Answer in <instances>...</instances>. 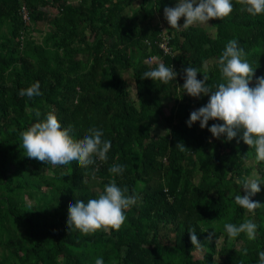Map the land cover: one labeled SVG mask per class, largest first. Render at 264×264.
Here are the masks:
<instances>
[{"label":"trees","instance_id":"16d2710c","mask_svg":"<svg viewBox=\"0 0 264 264\" xmlns=\"http://www.w3.org/2000/svg\"><path fill=\"white\" fill-rule=\"evenodd\" d=\"M137 2L134 15L127 14ZM175 3L0 0V264H95L97 256L105 264H255L259 259L264 204L252 212L238 205L234 194L246 192L238 182L244 176L254 170L264 175V161L254 159V147L240 134L228 140L226 133L215 137L195 122L190 127L193 104L181 85L189 64L207 71L211 86L222 82L217 61L233 37L256 67L249 82L254 85L264 75V14L252 15L240 0H233L229 15L210 18L211 29L170 25V34L164 36L152 20L160 14L167 21L164 9ZM24 6L30 21L51 25L42 42L30 38ZM4 26L7 31L1 30ZM166 40L172 53L161 47ZM151 57L157 59L148 62ZM161 61L174 65L176 81L142 77ZM126 71L134 80V98ZM203 76L198 72V78ZM36 80L42 95H19L20 88ZM209 97L195 96L198 107ZM165 99L174 101L170 112ZM50 110L63 129L73 130L74 142L91 127L103 128V137L112 140L108 159L48 171L47 161L27 156L20 133ZM217 120L210 119L209 125ZM157 123L166 126L164 134H153ZM113 163L126 165L123 175L109 171ZM113 179L137 196L121 227L89 234L70 230L69 206L98 195ZM252 198L264 203V184ZM246 217L259 225L255 239L224 232L226 220L239 223ZM190 230L198 233L199 244H193ZM198 249L204 250L199 258Z\"/></svg>","mask_w":264,"mask_h":264},{"label":"clouds","instance_id":"9594fccd","mask_svg":"<svg viewBox=\"0 0 264 264\" xmlns=\"http://www.w3.org/2000/svg\"><path fill=\"white\" fill-rule=\"evenodd\" d=\"M243 9L252 15L264 14V0H240ZM235 7L233 0H176L174 6H166L164 16L172 27L187 28L193 24L209 23L210 18H223L229 15ZM185 17L183 24L180 18ZM218 66L222 82L211 86L209 73L197 66L189 64L184 68L183 93L196 97L208 95L207 103L194 109L187 120L191 127L196 121L201 127H208L215 137L226 133V139L231 140L238 134L254 147V159L264 161V75L256 77V83L251 85L256 67L247 58L246 49L240 44L238 37L227 41L222 54L218 57ZM198 72H203V78H198ZM178 71L172 64L159 62L157 66L145 70L142 77H150L155 81L167 83L175 80ZM41 82L34 81L19 90V95L36 97L42 95ZM40 116L39 109H35ZM218 118L209 125V120ZM223 121V122H220ZM24 153L41 161H47L53 168L65 169L72 165L86 167L94 165L96 159H108L112 140L103 137V128L91 127L88 134L80 142H74L75 133L72 129H63L54 110L46 114V118L38 119L20 133ZM211 139V138H210ZM181 150L183 143L177 144ZM98 167V166H97ZM126 165L113 163L109 171L123 175ZM93 180L98 179L95 169ZM246 190L245 193H235L236 203L254 212L262 202L252 197L261 191L264 175L253 172L238 180ZM137 203V196L129 194L127 186L119 185L114 179L105 184L98 195L85 199H77L69 206L67 224L70 230L79 229L84 234L95 233L98 229L109 231L119 229L126 221L127 210ZM259 225L253 219L246 217L239 223L224 222V232L229 237H239L242 233L249 239H255ZM207 230V229H205ZM193 244H199L198 233L190 230ZM255 264H264V249L258 253ZM95 264H105L103 256L95 258Z\"/></svg>","mask_w":264,"mask_h":264},{"label":"rangeland","instance_id":"374dc122","mask_svg":"<svg viewBox=\"0 0 264 264\" xmlns=\"http://www.w3.org/2000/svg\"><path fill=\"white\" fill-rule=\"evenodd\" d=\"M69 1H78V0H69ZM47 12H53L55 13L56 11L54 10V8H51V7H43ZM139 8V3L137 2L136 4L132 5L131 7H128L126 9V13L133 16L134 13L136 12V9ZM152 22L154 23H157L161 28H162V32H163V35L164 36H168V34H170L171 30H170V24L168 23V21L164 20L160 14H156V16L153 18ZM27 25L30 26V38L34 39L35 41L37 42H42L43 39H44V36L46 34V32H48L51 28V25L47 22V21H44V20H39L37 22H34L33 21H28L27 22ZM205 27H208L211 29V24H210V21L209 23H205L203 24ZM1 30L3 31H7L8 30V26H4L1 28ZM105 40L107 43H110L112 41V38L110 37H105ZM176 53V51H175ZM79 57L81 58H87L86 57V54H80ZM154 59H157V57H153L152 60ZM152 60L150 58H147V61L148 62H152ZM124 77L126 79V83H127V86L128 88L130 89V91L132 92V97L134 98L135 97V85H134V80H133V77H132V74L130 71H126L124 72ZM190 100H191V103L193 104V110L198 108V102H197V99L195 98V96H192L190 97ZM164 104H165V110L166 112H170L171 108L173 107L174 105V101H171V100H168V99H165L164 100ZM198 126H200V122L199 121H196L195 122ZM153 134L154 135H160V134H164L166 131H167V128L166 126L163 124V123H157L154 125L153 127ZM46 168V167H45ZM53 167H47L46 170L50 171ZM253 172H256V170L252 171L251 173ZM198 180V178L196 179ZM94 190H100V187L98 185H95L94 186ZM142 197V193H139L138 194V200H140ZM3 252V248L0 247V254ZM203 252L204 250L202 249H198L196 252H195V256L196 257H201L203 255Z\"/></svg>","mask_w":264,"mask_h":264},{"label":"built area","instance_id":"2783aa9c","mask_svg":"<svg viewBox=\"0 0 264 264\" xmlns=\"http://www.w3.org/2000/svg\"><path fill=\"white\" fill-rule=\"evenodd\" d=\"M22 14H23V18L28 22L30 21V15L28 10L26 9V7L24 6L22 9ZM161 47L164 49L165 53H172L170 46L168 45V40L163 41L161 43ZM151 60L153 59V57L150 58Z\"/></svg>","mask_w":264,"mask_h":264}]
</instances>
